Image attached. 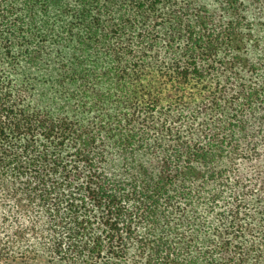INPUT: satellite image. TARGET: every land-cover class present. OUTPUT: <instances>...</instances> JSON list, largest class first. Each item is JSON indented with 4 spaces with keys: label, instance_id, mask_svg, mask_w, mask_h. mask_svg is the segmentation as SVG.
<instances>
[{
    "label": "trees",
    "instance_id": "16d2710c",
    "mask_svg": "<svg viewBox=\"0 0 264 264\" xmlns=\"http://www.w3.org/2000/svg\"><path fill=\"white\" fill-rule=\"evenodd\" d=\"M0 192L15 263L264 264V0H0Z\"/></svg>",
    "mask_w": 264,
    "mask_h": 264
},
{
    "label": "rangeland",
    "instance_id": "374dc122",
    "mask_svg": "<svg viewBox=\"0 0 264 264\" xmlns=\"http://www.w3.org/2000/svg\"><path fill=\"white\" fill-rule=\"evenodd\" d=\"M4 225L5 224L2 223L0 220V245L4 248H7L6 251H8L9 254H11V257L9 259H0V264H19V263L13 262V232L5 234V232L2 230V227L9 228V226L8 224H6L5 226ZM32 242H35L34 238H29V240L27 241V243L29 244H31ZM37 254L40 255L39 258H42L43 255L46 256V253L44 254L43 251H38Z\"/></svg>",
    "mask_w": 264,
    "mask_h": 264
}]
</instances>
